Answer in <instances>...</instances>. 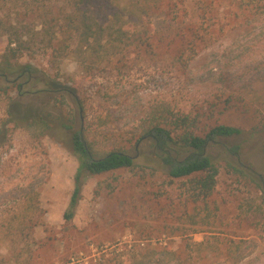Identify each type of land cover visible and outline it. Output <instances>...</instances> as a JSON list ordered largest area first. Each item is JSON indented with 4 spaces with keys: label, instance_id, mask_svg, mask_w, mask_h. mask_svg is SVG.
<instances>
[{
    "label": "rangeland",
    "instance_id": "374dc122",
    "mask_svg": "<svg viewBox=\"0 0 264 264\" xmlns=\"http://www.w3.org/2000/svg\"><path fill=\"white\" fill-rule=\"evenodd\" d=\"M67 11L66 0H0V64L8 52L2 24L24 29L31 47L12 60L30 67L20 88L15 77L0 76V257L12 261L21 253L19 264H180L181 257L182 264H264V194L222 168L209 210L187 204L148 141L140 140L158 107L177 117L203 114L208 127L244 131L236 141L241 156L229 160L264 182V132L252 135L264 127V16L236 18L225 1L215 12L187 10L182 19L187 26L201 25L202 42L166 40L152 50L135 44L98 59L64 34L52 49L35 39L41 16L58 30ZM129 11L139 14L133 8L123 13ZM164 11L152 12L150 34L160 36L172 25L174 15ZM131 35L147 38L148 21L139 22ZM20 89L28 92L23 98ZM13 101L20 103L16 109ZM12 110L49 125L74 123L95 157L122 150L135 158V167L84 175L68 229L64 213L79 166L71 137L10 126ZM223 149L221 144L211 149L215 162L225 157ZM37 193L41 212L35 214L29 205L33 195L37 203ZM14 219L25 220L18 237L9 229ZM12 238H18L16 244ZM162 248L178 258L153 255Z\"/></svg>",
    "mask_w": 264,
    "mask_h": 264
},
{
    "label": "trees",
    "instance_id": "16d2710c",
    "mask_svg": "<svg viewBox=\"0 0 264 264\" xmlns=\"http://www.w3.org/2000/svg\"><path fill=\"white\" fill-rule=\"evenodd\" d=\"M66 1L69 3V11H67L66 17L62 20L65 25H61L58 30H53L52 27H48L51 21L45 16H41V29L35 33V39L38 38L39 43H42L46 49H52L54 43L59 39V34H64L68 40L81 44L83 48L88 49L98 59L107 58L111 51H122L124 48H131L135 44L139 48L148 47V50H152L156 42L162 43L166 40L168 42L177 40L188 43H196L195 40L202 42L204 37H201V25L192 23L187 26L182 19L187 10H191L193 15L198 11L200 13L201 11L215 12L217 5L225 1L231 3V11L236 10L234 13L236 18H242L246 13L255 17L264 16V0ZM129 8H133L139 14L134 15L133 11H129V14H124V10ZM153 10H165V13L174 15L171 20L172 25L167 27L160 36L149 33V29L153 26ZM147 21L148 37L134 38L131 35L132 30L137 27L139 22L146 23ZM213 21L215 20L212 17L209 25H212ZM1 30L2 35L7 39L8 52L3 54L4 61L0 64V76L6 79L11 76L15 77L13 83L20 88L22 84L18 85V82L26 75H29L30 67H17L16 64L12 63V60H17L24 52L30 50V42H28L30 39H28L29 36L24 29L13 24H2ZM205 33L206 31H204V35ZM27 94L28 92L25 93L20 89L18 96L23 98ZM19 104L14 102V108L16 109ZM8 115V125L10 126L21 127L26 124L29 128H44L43 131L51 132L52 136L61 137L63 135L71 137L72 150L79 158V166L76 171L75 188L69 206L64 213V221L68 225V229L72 228L71 224L82 196V177L84 175L96 176L121 169L129 170L135 167V158L122 150H114L102 157H95L93 145L83 136L82 131L75 129L74 123H62L58 120L53 122V125H49L46 120L35 117L26 120L15 110L10 111ZM205 119L209 120L203 114L195 117L183 114L177 117L169 109L158 107L154 111L148 127L143 129V134L140 138L141 141H148V145L156 153L160 166L167 171V176L171 182L179 184V190L183 192L181 199L183 200L184 198L187 204L189 203L193 206L204 204L209 210V200L215 195L222 168L228 173L236 174L246 181L249 180L253 191L264 194L263 181L260 183L253 180L251 175H246L247 173L245 174L243 170L234 167L229 160L230 158L241 156L242 145L236 144V141L244 135V131L228 125L208 127L205 125ZM259 130L264 132V127H256L252 135L255 136L256 132H260ZM229 141H233V144H229ZM220 144L224 147L223 154L225 157H223L222 161L215 162L211 149H213V146ZM35 195L37 196V203L33 198L34 195L31 196L29 208L33 209L35 214H38L41 209L38 203V193ZM24 221L14 219L10 222L9 229L14 230L13 237H18V232H22L19 227ZM17 239L12 238L11 242L16 244ZM149 251L151 250L148 247ZM157 253H165L178 258L177 253H172L167 248L155 249L153 255ZM31 257L32 254L28 255V262H30ZM21 259V253L13 255L12 261L0 257V264H19ZM179 260H182L180 262L182 264V257Z\"/></svg>",
    "mask_w": 264,
    "mask_h": 264
}]
</instances>
